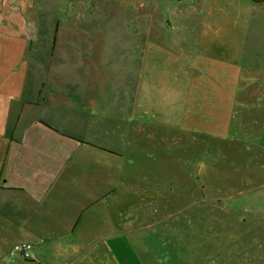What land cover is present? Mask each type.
I'll return each instance as SVG.
<instances>
[{"label":"crops","instance_id":"0c3cea01","mask_svg":"<svg viewBox=\"0 0 264 264\" xmlns=\"http://www.w3.org/2000/svg\"><path fill=\"white\" fill-rule=\"evenodd\" d=\"M209 3L205 16L187 23L200 36L195 52L163 51L165 43L157 52H127L120 83L110 75L105 86L108 98L59 96L47 78L29 88L0 82V264L19 242L34 246L28 264H125L123 235L152 225L148 218L176 193L182 135L244 141L251 149L234 127L250 59L223 52V29ZM88 68L95 76L97 65ZM255 145L264 154V133ZM150 163L157 175H143ZM159 167L174 171L160 176ZM254 173L233 181L245 188L238 197L256 201L240 210L264 216V166ZM184 178L191 183V175Z\"/></svg>","mask_w":264,"mask_h":264},{"label":"rangeland","instance_id":"374dc122","mask_svg":"<svg viewBox=\"0 0 264 264\" xmlns=\"http://www.w3.org/2000/svg\"><path fill=\"white\" fill-rule=\"evenodd\" d=\"M206 1L4 0L0 82L29 88L47 78L59 96L73 92L108 98L105 86L110 75L115 86L120 83L129 66L127 52H157L162 43L163 51L195 52L200 36L187 23L206 15ZM211 6L223 29V52H247L250 59L242 74L234 127L251 149L244 141L182 135L184 152L176 148V193H170L169 207L148 218L152 225L123 235L125 264H264V216L240 210L256 201L251 194L238 197L237 191L245 188L233 181L243 172L249 180L264 166L258 161L264 162V154L255 145L264 133V0H210ZM205 44L206 37L201 46ZM57 52L73 53L59 58ZM91 64L97 65L95 76L90 75ZM200 144H206L208 152L195 146ZM148 165L143 175L147 170L157 175L155 164ZM172 169L159 167V175L168 177ZM184 175H191V183L182 184ZM9 252L1 264H28L20 258L12 262Z\"/></svg>","mask_w":264,"mask_h":264},{"label":"built area","instance_id":"2783aa9c","mask_svg":"<svg viewBox=\"0 0 264 264\" xmlns=\"http://www.w3.org/2000/svg\"><path fill=\"white\" fill-rule=\"evenodd\" d=\"M33 244L31 243H19L16 244L9 252V258L12 262L16 261V259H24L29 260L32 258Z\"/></svg>","mask_w":264,"mask_h":264}]
</instances>
